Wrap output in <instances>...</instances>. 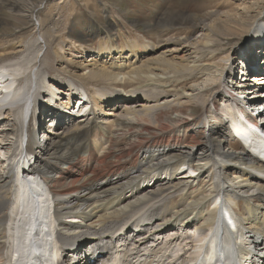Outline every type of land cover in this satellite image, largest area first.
I'll use <instances>...</instances> for the list:
<instances>
[{
	"label": "bare ground",
	"instance_id": "1",
	"mask_svg": "<svg viewBox=\"0 0 264 264\" xmlns=\"http://www.w3.org/2000/svg\"><path fill=\"white\" fill-rule=\"evenodd\" d=\"M48 1L13 0L15 22L0 20V73L4 74L0 76V152L4 155L0 165L5 164L0 169V264H12L11 251L18 242L13 227L24 219L23 215L16 218L14 205L16 163L24 166L28 187L38 193V181L46 186L49 211L57 224V243L50 250L44 235L45 256H29L27 264H81L83 244L90 245L83 250L87 259L104 254L103 261L121 264H264V162L260 159L264 157V0L254 3L258 11L247 8L242 16L212 26L198 19L197 13L174 15L168 10L170 14L146 26L143 41L137 37L120 47L112 39L118 26H108L106 31L91 26L87 38L104 35L96 54L99 61H106L84 68L88 72L83 78L97 89L135 86L124 95L121 90L110 94L95 88V92L72 78L66 85L48 80L47 71L58 62V55L49 60L45 55L50 46L44 37L43 42L37 37L45 28L40 12ZM9 2L0 0V8ZM188 23L198 28L204 24L200 27L204 33L195 41L187 32L183 41L167 38L181 35L177 26ZM18 30L36 34L2 36ZM254 33L248 55L238 63L239 75L230 53L239 43L232 44V36L244 39ZM160 47L164 54L140 57ZM80 94L89 103L69 113V104ZM43 95V107H49L43 117L51 118L54 131L47 132L54 137H43L44 150L38 155L35 126L41 119L35 116V106ZM120 99L123 106L118 107ZM112 106L126 111L106 112ZM71 150L77 153L73 156ZM185 167L192 168L188 176L199 174L176 182ZM235 168L236 174L242 173L233 177ZM155 169L167 172L169 181L157 178L151 189L142 191L141 184L154 179L150 175ZM254 175H260L261 182L252 180ZM201 184L204 188L196 190ZM240 198L249 201L239 206ZM215 203L228 212L234 209L221 215L213 211L207 220ZM251 212L253 217L248 216ZM69 217L82 223L65 222ZM217 218L218 226L213 228ZM222 224L224 236L214 238ZM235 226L238 233L223 243ZM169 228L173 229L166 232ZM66 256L71 259L68 263Z\"/></svg>",
	"mask_w": 264,
	"mask_h": 264
},
{
	"label": "rangeland",
	"instance_id": "2",
	"mask_svg": "<svg viewBox=\"0 0 264 264\" xmlns=\"http://www.w3.org/2000/svg\"><path fill=\"white\" fill-rule=\"evenodd\" d=\"M12 1L13 0H10V2L8 4L9 6L0 8V20L2 19V22H6L8 24L9 23L13 24L15 22V19H16V17L14 16V10L12 9V7H10L11 6L10 4H12L11 3ZM15 1H18V0H15ZM255 2H256V0H245V1H243V0H218L214 4V2L212 0H116L115 2H114V0H54V1L49 0L48 3L46 4L45 8L40 12L41 13L40 16H41L42 20H44V23H41L42 26H45L44 31H43L42 35H37V37L40 39L41 42H43V40L41 39V36L44 37V40L50 46V48H48L47 54L45 55L49 60H54L55 53L58 55V62L56 60L52 64L53 68L49 69L47 71V76H49L47 78L49 81L56 79L58 82H61V83L63 82L64 83L63 85H66V82L72 78L73 80L79 81L80 83H82L87 88L93 89L95 92L97 90H99V91H103L105 93L112 94L118 90H121V94L124 95L127 92H129L130 90L134 89L135 86H132V87H130V86L126 87L125 86V89H123L122 87H119L116 90L114 89L115 87H106V88H100L99 89V86H97L98 87V89H97L95 87L96 85L90 83V81L83 78V74L85 72H88V70L85 71L84 68H87V67L91 68L94 66V64H95V66L96 65L98 66V64H100V62L106 61V58H105V60L102 59L101 61H99L98 60L99 58L97 59L98 56L96 54L98 51V45L101 42V40H102L101 38H103L104 35L100 34V36L99 37L97 36L95 38V40H92V39L89 40L87 38V35L90 34V32H88V30L91 28V26H96V28L99 27L100 31L101 30L102 31L103 30H105V31L109 30L108 26H113V25L118 26V31H117L118 34L114 35V37H112V39L114 40V44H116L120 47L127 40L132 41L137 37L140 38L141 41H143V38H141L142 37L141 35L142 34L147 35L146 26H148L149 24L157 23V21L161 18V15H164L165 13L170 12V13L176 15L177 13L180 12V13H184L187 16L197 13V14H195L196 17L198 16L197 18L202 20L205 25L212 26V25H214V22H216V21L218 22V25L219 24L221 25V23L219 21H230V20L232 21L233 19H235V17L237 18V17L242 16L243 11H245L247 8H250V10H257L258 11V9H255V7H253ZM172 5H174V6L171 7ZM169 8H171V9H169ZM168 10H169V12H168ZM46 12H48L49 14H47ZM254 12H252V13H254ZM206 13L209 15H207ZM217 15L220 17H218ZM263 15H264V10H263ZM221 16H223V17H221ZM16 22L20 23V20L17 19ZM22 22H24V21H22ZM204 24H200L201 26H199V28H198V26L194 27L192 25V23L177 26V29L181 32V35H172V34L169 35L168 34L167 38L168 37L171 38L173 36L172 39H175L178 37L183 41L186 38L185 33L187 32V33L191 34L190 40L195 41L200 35H202V33H204V31H202V29L200 28V27H203ZM22 26H24V24ZM263 26H264V21H263ZM93 29H95V28L93 27ZM91 32H92V30H91ZM15 33L13 32V33L5 34L2 36L5 38H10L11 36L20 37V35L22 34L21 30L16 31ZM262 33H264V32H262ZM35 34L36 33L33 30V32L27 31V32H25V34H22V35H23V37H27V35H29V38H31L32 36H35ZM59 34L63 35V37L65 36V38L61 39L59 37ZM255 35H256V33H254L253 35L250 34V37L247 36L244 39H236V38H239V37H236L238 35L232 36L233 37L232 38V44L235 43V41H237L239 43V46L234 47L233 52H230L232 55V58L234 57L233 66H234V70L237 73L240 70V68L238 67L237 61H240V60H243L246 58V55H248V52H249L248 47L251 44V40L253 41ZM182 36L184 37V39ZM84 39H88V40L85 41ZM165 39H166V37H165ZM148 41H149V39H145V42H148ZM73 42H76L78 47L77 46L75 47ZM93 43H96V45ZM80 45L83 46L82 50L80 48ZM231 45L226 47L227 54H229V51H231ZM170 46H173V44H171ZM174 48L175 47H171V50H175ZM254 50H255V48H254ZM85 51L88 53H85ZM164 51H165V49L163 47H160L158 50L154 51L153 53L151 52L152 54L150 52H145V53L140 54V57H147V56L155 55V54H157L156 56H158L160 54H164L165 53ZM128 53L129 52H125V55L128 56V58H129L130 54H128ZM167 54L165 56H167ZM76 63H79V64H76ZM90 64L93 66H91ZM78 65H82V66H80L81 68ZM250 84H251V82H250ZM63 89H65V86L62 87V90ZM146 89L147 88H145L144 90H146ZM144 90L139 89L137 92L140 91L139 93H144L143 92ZM59 96H61V98L63 97L62 95H59ZM44 97H45V95H43L41 97L40 103L37 104L38 106L37 105L35 106V116L37 114L38 116H40L39 118L41 119V122H37L36 123L37 126H35V128L37 127L36 128L37 139H38V141L40 140V146H38L36 148V154H38V155L41 154V152H42L41 149L45 145V141H44L43 137H47L49 135L52 138L54 137L53 134H49V132H47L48 130L54 131V130H52L54 127H52V129H50L51 123H49V122H50L51 118H44L43 117L44 116L43 113L48 110V106L46 109L43 107ZM121 101L122 100L120 99L119 102L116 103V104H119V105H117L118 107L123 106V105H121ZM48 103H49V101H48ZM144 103H145V101L141 102L142 105ZM117 106H112L111 108L106 107L105 108V109H107L106 112L113 109L114 110L113 113L120 115L121 112H123L126 109V108H122V110H121ZM133 107H135V106H133ZM141 107H143V106H141ZM141 107H136V108L140 109ZM115 111H117L118 113ZM70 112L71 111H69V113ZM66 115H68V114H65V116ZM67 122L68 121H66V123ZM59 127H61V128L63 127L62 123L59 125ZM57 130L58 129L56 128V131ZM0 131H1V126H0ZM197 140L201 141L199 138ZM42 150H44V149H42ZM234 150L236 152L239 151L235 148H234ZM71 151H72L73 156L77 153V151H75V150H71ZM0 153H1L0 157L2 159L4 157V155H3V152H0ZM140 161H141V158L139 160V163H140ZM30 163H32V162H30ZM139 163H138V165H139ZM32 165H34V163H32ZM2 166H5V164L3 163L2 165H0V169L3 168ZM14 166L20 167L18 163H16ZM237 171H238V168H235L234 172L232 173L233 177L242 173L241 172L239 174H236ZM188 175H189V172L188 173L182 172L180 174H177V176H176L177 178L175 181L176 182L188 181V180H192V179L196 178V177H190L189 178ZM257 176H260V175H254L252 177V180L261 182V180L258 179ZM150 177H154V179L153 178H151L150 180L146 179L148 181L145 180L141 184V188L143 189L142 191L151 189V186L154 184L155 179H157V178L161 179L165 183L169 181L168 179H170V176L168 175L167 172L160 171L157 169H155L151 173ZM200 188H204V186L201 184L196 190H198ZM194 192L190 193L187 196V199H190ZM129 195L131 196L130 192H127L126 196L130 197ZM246 201H249V200H247L246 198H240V199L236 200V202L239 206H243ZM233 209H231L229 212H231ZM213 211H218V213L220 215L226 214V213L229 214V212L225 209L224 206H218V204L215 203L214 208H212L211 211L207 215V220L209 218L208 217L209 214ZM197 215L200 216V212H197ZM248 216L253 217L254 212L249 213ZM204 217L205 216H203L201 218L204 219ZM219 218H217L215 221L213 219V221H212V227L213 228L214 227L216 228V224L218 226ZM64 221L69 223V224L70 223L71 224L82 223L81 219H76L73 217L64 218ZM213 222H215V223L213 224ZM244 226L248 227L249 224L245 223ZM223 227H224V224H222L220 226V232H218L214 238H216V236H219V234L224 233L225 228H223ZM172 229L173 228H169V230H167L166 232H169ZM237 233H238V229L235 226L232 229L229 238L226 239L225 241H223V243L229 242L231 240L232 236L237 234ZM168 235H170V233H167L166 235L163 234L162 236H163V238H165ZM223 236H224V234H223ZM85 246L86 245L83 244V247H85ZM65 260H66V262H68L69 257H66Z\"/></svg>",
	"mask_w": 264,
	"mask_h": 264
}]
</instances>
